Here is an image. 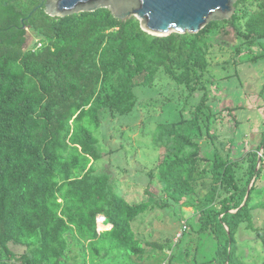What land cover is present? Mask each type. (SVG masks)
<instances>
[{"label":"trees","instance_id":"trees-1","mask_svg":"<svg viewBox=\"0 0 264 264\" xmlns=\"http://www.w3.org/2000/svg\"><path fill=\"white\" fill-rule=\"evenodd\" d=\"M220 25L256 46L264 41V0H238L230 21L164 37L108 9L51 17L42 0H0V264H136L145 246L133 222L152 205L197 210L193 232L210 238L215 250L211 261L194 254V264H248L238 247L242 231L255 230L253 212L264 210V197L254 194L264 173V134L257 150L231 159V147H220L211 167H203L193 132L201 130L205 110L212 129L208 92L190 118L157 121L153 141L164 150L157 170L166 205L129 203L114 172L95 167L104 157L96 136L104 116L131 115L138 89L155 91L162 72L191 94L206 91L211 34ZM29 35L34 42L26 48ZM148 246L185 257L170 240Z\"/></svg>","mask_w":264,"mask_h":264},{"label":"rangeland","instance_id":"rangeland-1","mask_svg":"<svg viewBox=\"0 0 264 264\" xmlns=\"http://www.w3.org/2000/svg\"><path fill=\"white\" fill-rule=\"evenodd\" d=\"M252 3L258 5L255 1ZM220 27L211 34L215 45L204 83L206 91L191 94L162 72L155 83V91L147 93L138 89L140 104L131 115L123 118H114L110 114L104 116L103 125L96 132L104 157L95 163V167L106 166L114 172L117 190L129 203L148 199L155 204L159 199L166 205L167 196L157 170L160 154L164 150L160 151L153 141L157 121L166 115L172 122L182 119V115L190 118L192 108L206 92V103L213 108L216 119H213L209 132L206 121L209 112L205 110L201 130L193 132L207 160L202 163L203 167H211L217 148L226 147L228 150L231 147V159H236L257 150L260 145L264 134V41L249 48L234 37L231 26ZM33 42L34 38L29 35L26 48ZM166 101L168 103L164 105ZM166 109L167 113L163 114ZM241 166L239 178L246 168ZM153 172L151 178L149 174ZM196 189L203 198L206 193L204 188L198 185ZM254 194L258 198L264 197V173L256 184ZM153 207L133 222L136 237L145 246L142 260L134 259L136 264H194V254L203 261L214 258L215 243L207 236L193 232V228L199 226L197 210L180 206L174 213L168 206L163 209ZM253 218L255 230L242 231L238 248L248 264H264V210H255ZM101 224V221L98 222L100 232L105 231ZM168 240L176 244V253H185L184 258L179 253L172 255L168 249L161 251L148 246L149 243L166 244ZM15 250L23 252L22 249ZM8 264L21 263L13 260Z\"/></svg>","mask_w":264,"mask_h":264},{"label":"water","instance_id":"water-1","mask_svg":"<svg viewBox=\"0 0 264 264\" xmlns=\"http://www.w3.org/2000/svg\"><path fill=\"white\" fill-rule=\"evenodd\" d=\"M238 0H42L51 17L108 9L112 15L127 22L139 20L141 28L155 36L172 33L196 34L210 22L230 21ZM252 187H249L248 193ZM247 200V197H246Z\"/></svg>","mask_w":264,"mask_h":264},{"label":"clouds","instance_id":"clouds-1","mask_svg":"<svg viewBox=\"0 0 264 264\" xmlns=\"http://www.w3.org/2000/svg\"><path fill=\"white\" fill-rule=\"evenodd\" d=\"M99 219H104L105 220V218L104 217H101V218H99ZM99 222V221H98ZM104 224H105V221H104ZM107 225V224H106ZM111 229V228H110Z\"/></svg>","mask_w":264,"mask_h":264},{"label":"built area","instance_id":"built-area-1","mask_svg":"<svg viewBox=\"0 0 264 264\" xmlns=\"http://www.w3.org/2000/svg\"><path fill=\"white\" fill-rule=\"evenodd\" d=\"M99 220H101L103 223H104V221H105L104 219H98V221H99Z\"/></svg>","mask_w":264,"mask_h":264},{"label":"bare ground","instance_id":"bare-ground-1","mask_svg":"<svg viewBox=\"0 0 264 264\" xmlns=\"http://www.w3.org/2000/svg\"><path fill=\"white\" fill-rule=\"evenodd\" d=\"M101 226H102V224H101Z\"/></svg>","mask_w":264,"mask_h":264}]
</instances>
